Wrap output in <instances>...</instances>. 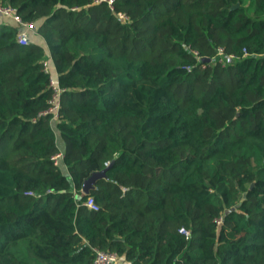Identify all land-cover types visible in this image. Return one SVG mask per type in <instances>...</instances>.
<instances>
[{
  "label": "trees",
  "instance_id": "obj_1",
  "mask_svg": "<svg viewBox=\"0 0 264 264\" xmlns=\"http://www.w3.org/2000/svg\"><path fill=\"white\" fill-rule=\"evenodd\" d=\"M0 4V264H264V0Z\"/></svg>",
  "mask_w": 264,
  "mask_h": 264
},
{
  "label": "built area",
  "instance_id": "obj_2",
  "mask_svg": "<svg viewBox=\"0 0 264 264\" xmlns=\"http://www.w3.org/2000/svg\"><path fill=\"white\" fill-rule=\"evenodd\" d=\"M102 0H96V2H101ZM0 17H2L7 22H12L13 25L17 28L16 34V43L20 46H26L29 44L31 34L35 32V24L29 23L22 20L16 13L15 10L9 5L0 4ZM123 18L122 16H120ZM217 58L220 63L223 61L222 57V49L217 50ZM232 56L229 57L231 59ZM42 71L44 74L48 76V88L50 90V98L48 100V108L43 111L40 115L46 116L50 115L52 121H56L58 119V111L60 109L61 104V96L64 93L65 89L60 87L57 75L54 72L52 63L49 60H44L42 64ZM62 157V154L58 153L51 158L54 161L55 165H57L59 159ZM106 166L108 164H105ZM83 205L91 210L97 211L99 206L94 201L93 197L88 196L83 203ZM179 233L188 236V231L183 228L179 229ZM120 261L119 255L114 252H105L102 250L94 249V258L92 264H118Z\"/></svg>",
  "mask_w": 264,
  "mask_h": 264
},
{
  "label": "water",
  "instance_id": "obj_3",
  "mask_svg": "<svg viewBox=\"0 0 264 264\" xmlns=\"http://www.w3.org/2000/svg\"><path fill=\"white\" fill-rule=\"evenodd\" d=\"M261 19H264V17H262ZM203 62H209V59H203ZM106 169L91 174V176L83 182L81 188V193L83 195L88 196L90 191L95 189V184L98 180L106 179V175H105Z\"/></svg>",
  "mask_w": 264,
  "mask_h": 264
},
{
  "label": "crops",
  "instance_id": "obj_4",
  "mask_svg": "<svg viewBox=\"0 0 264 264\" xmlns=\"http://www.w3.org/2000/svg\"><path fill=\"white\" fill-rule=\"evenodd\" d=\"M4 23V20H3V18L2 17H0V24H3ZM6 24L8 23L7 21L5 22ZM4 23V24H5ZM40 40V39H39ZM59 143H61V142H59ZM61 145V144H60ZM118 264H127V263H125V262H123L122 260H120L119 262H118Z\"/></svg>",
  "mask_w": 264,
  "mask_h": 264
},
{
  "label": "rangeland",
  "instance_id": "obj_5",
  "mask_svg": "<svg viewBox=\"0 0 264 264\" xmlns=\"http://www.w3.org/2000/svg\"><path fill=\"white\" fill-rule=\"evenodd\" d=\"M3 20H4V19H3ZM5 22H6V20H4V23H5ZM30 39L33 40V41L38 40V39H37V36L35 35V33H32V34H31V38H30ZM224 62H225V60H223L222 63L224 64Z\"/></svg>",
  "mask_w": 264,
  "mask_h": 264
}]
</instances>
